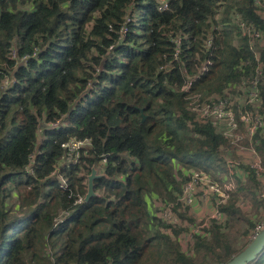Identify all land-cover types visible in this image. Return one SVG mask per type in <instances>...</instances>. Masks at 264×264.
Wrapping results in <instances>:
<instances>
[{
	"label": "trees",
	"instance_id": "16d2710c",
	"mask_svg": "<svg viewBox=\"0 0 264 264\" xmlns=\"http://www.w3.org/2000/svg\"><path fill=\"white\" fill-rule=\"evenodd\" d=\"M224 1L164 0L159 10L157 0H0V264H220L241 250L230 234L254 223L239 201L254 218L264 208L249 167L219 206L227 219L194 234V257L173 237L183 228L148 203L176 202L187 169L218 181L227 172L220 148L229 141L187 97L205 90L212 99L254 72V51L246 37L233 43L232 20L264 37V17L255 0ZM259 53L264 75V46ZM72 138L89 142L76 163L61 162ZM92 168L96 194L85 202Z\"/></svg>",
	"mask_w": 264,
	"mask_h": 264
},
{
	"label": "built area",
	"instance_id": "2783aa9c",
	"mask_svg": "<svg viewBox=\"0 0 264 264\" xmlns=\"http://www.w3.org/2000/svg\"><path fill=\"white\" fill-rule=\"evenodd\" d=\"M158 1V9L164 10L166 8L164 0ZM263 3L262 0H255V5L260 8V3ZM264 17V16H263ZM233 21L238 26L239 32L247 37L250 48L254 51L255 58L258 61L254 72L249 75L248 78H242L238 83V90L240 95L244 100L239 101L234 99V102H230L226 93L216 95L211 98H196L198 94L190 95L187 97L189 99V107L192 112L195 113L196 117L200 121H208L214 128L215 131L220 133L224 138L229 141V147L225 149L230 150L231 148L235 150H244L248 149L255 155V160L253 162L244 163L245 166L249 167L255 177L260 182V187L256 190L257 196L260 200L264 201V166L262 165L261 159L256 152V145L258 143V138L262 136L261 132L264 129V95L261 92V86H264V75H263V64L260 61V45L258 41L263 37V34L255 29L254 25L247 23L244 20L240 19L236 14L233 17ZM127 20L130 18L127 17ZM126 26H122V33L126 32ZM180 40L181 37H176L173 39L174 42V55L177 58L180 52ZM209 41L207 46H209ZM210 64L209 61L206 63ZM206 66L202 67V71H205ZM192 79L187 81V83L182 87V90L188 92L191 87ZM8 82L5 81L4 85H7ZM233 106L236 107L234 112ZM58 125V122L52 124V126ZM88 140H76L74 138L70 139L63 144V147L66 149L64 157L61 162L65 163H76L78 160V149L81 146L88 144ZM225 149L220 148V151ZM228 175L231 176L237 172L241 166V163H236L234 161H224ZM242 174H245V170L242 168ZM240 171V170H239ZM188 178L184 181L180 193L177 195L176 202H167L164 204V215L161 217L166 222L172 224L173 226L182 225L186 227V232H188L189 237H191L192 243H194V234L202 233V228L209 227L211 220H218L222 213L219 210V205L223 204L230 194L234 192L235 185L233 181H228L226 183L227 177L223 178V181H218L213 179L209 174L207 175L204 171H195L190 170L188 173ZM208 177H207V176ZM237 176V174H235ZM206 181V189L202 190L203 194L201 195L203 200H206L208 195H216L218 201L215 202L214 211L208 222H205L201 227L196 226L195 223H186L181 224V219L175 211L176 205H192L194 201L193 191L197 186L203 181ZM62 185H65V180L61 179ZM82 201V197L79 196L75 203ZM239 202L243 203V199ZM178 210V209H177ZM179 211V210H178ZM66 211H60L54 219V225L62 222ZM166 214V215H165ZM180 226V227H182ZM264 227V208L261 212V217L258 222L254 225L250 239H252L262 228ZM192 250V249H191Z\"/></svg>",
	"mask_w": 264,
	"mask_h": 264
},
{
	"label": "rangeland",
	"instance_id": "374dc122",
	"mask_svg": "<svg viewBox=\"0 0 264 264\" xmlns=\"http://www.w3.org/2000/svg\"><path fill=\"white\" fill-rule=\"evenodd\" d=\"M230 1H232L233 3H236V4L241 2V0H229V1L227 0V2H230ZM262 1H263V3L261 2L260 4H263V5H260V8L263 10H258V12L264 16V0H262ZM222 2H223V4L225 3L224 0H222ZM225 6H226V4L223 5L221 8H219L220 13H222ZM240 37H245V36H243L238 30H234L233 35H232L233 43L236 44ZM258 43H259L260 47L264 46V37H262L258 41ZM213 78H216V76ZM213 78H211V79H213ZM212 81H214V80H212ZM238 83H236V84L230 83L225 87L224 93H226V96L229 97L231 103L235 101L234 100L235 98H236V100H239L242 102L244 101L242 99V96L240 95V91L237 92ZM200 92H202V93H200ZM200 92H195V94H198L196 96V98L204 99L203 92L205 93V90L204 91L201 90ZM216 95H219V94H215L214 96H216ZM233 110L235 112L236 107L233 106ZM262 115H263L262 117L264 119V113ZM261 134L264 135V129L262 130ZM226 147H229V145ZM222 149H225V147H222ZM220 153H221L222 157L224 158V161L225 160H227V161L231 160V161H234L236 163H238V162L241 163L240 168H238L240 171L238 170L237 172H235L231 176L228 175V172H226L224 175H223V173H221L220 182L223 181L224 177H227L226 183H229L228 181H233V183L235 185L234 192H236V181L238 180L240 182H243L245 180L244 176L242 175L243 172L241 170L242 168L245 169V167H247L244 165V163L253 162L255 160V155L253 152H251L248 149L235 150L234 148L233 149L231 148L230 150L225 149L223 151H220ZM225 169H226V166H225ZM190 170H194V169L190 168V169H187L185 172L188 173ZM195 171H203V170H195ZM208 174L209 173H207V175ZM235 174H237V176ZM213 179H215V178H213ZM205 183H206V181L204 180L200 184V186H197L194 189V191H193L194 201H193L192 205L182 204V207H181V205L175 206V211H176V213H178V215H180L179 212L185 213L186 216L190 217V219L193 220V223H195L196 226H198V227H201V225H203L205 222L209 221V219L212 215V212L214 211L215 202L218 201V197H216V195H213V194L208 195L206 200L202 199V197H201V195L203 194L202 190L206 189V187L204 186ZM257 190H258V188H257ZM234 192H232L230 194V197ZM230 197H228L227 200L223 204H225ZM148 203H149L150 209L152 211H154V213H156L159 217H163V215H164V204H163L162 200H160L154 196L153 198H151V197L148 198ZM220 205H222V204H220ZM239 207L246 214L247 218H249V220L254 223V225L258 222V220L261 217V212H262L263 207H261V209L259 210L260 215L257 218L253 217L254 209H252L253 205H251L250 202L243 200V203L239 202ZM177 209H179V211ZM190 219L185 218L184 220L186 223H189ZM226 219H227V216L222 213L221 217L218 220L219 221H225ZM183 222L184 221L182 220L181 224ZM180 226H182V225H177L176 227H180ZM253 227L254 226L249 225L248 222L243 221V220L240 223H238L237 225H235L233 232L230 234L231 239H232L231 240L232 246L235 249H242V247L251 240L250 235H251ZM181 228H183V229H181ZM181 228H180L181 230L178 232V235L173 236V237H175L174 239L176 240L177 244L179 245L181 251H183L184 253H186L190 256H193L194 252L192 249L193 243H192L191 237H189L188 232L185 231L186 227L182 226ZM56 248L58 249L59 246L54 247L52 249L50 258H54L56 256V254H57ZM260 263L264 264V257L260 261ZM33 264H35V263H33Z\"/></svg>",
	"mask_w": 264,
	"mask_h": 264
},
{
	"label": "water",
	"instance_id": "95a60500",
	"mask_svg": "<svg viewBox=\"0 0 264 264\" xmlns=\"http://www.w3.org/2000/svg\"><path fill=\"white\" fill-rule=\"evenodd\" d=\"M99 176L96 170L92 168L87 177V192L84 196V201H88L96 193L94 191V179ZM264 252V227L241 249L234 254L228 261L220 264H250Z\"/></svg>",
	"mask_w": 264,
	"mask_h": 264
},
{
	"label": "crops",
	"instance_id": "0c3cea01",
	"mask_svg": "<svg viewBox=\"0 0 264 264\" xmlns=\"http://www.w3.org/2000/svg\"><path fill=\"white\" fill-rule=\"evenodd\" d=\"M262 135V134H261ZM264 137V135H262ZM244 176V174H242Z\"/></svg>",
	"mask_w": 264,
	"mask_h": 264
}]
</instances>
